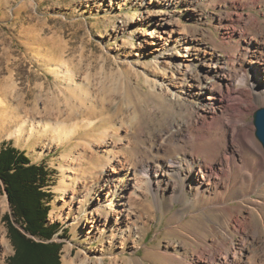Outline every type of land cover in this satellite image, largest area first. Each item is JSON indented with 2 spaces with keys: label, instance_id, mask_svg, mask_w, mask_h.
Masks as SVG:
<instances>
[{
  "label": "rangeland",
  "instance_id": "obj_1",
  "mask_svg": "<svg viewBox=\"0 0 264 264\" xmlns=\"http://www.w3.org/2000/svg\"><path fill=\"white\" fill-rule=\"evenodd\" d=\"M212 1L0 0V150L11 142L52 173L49 220L67 235L55 237L64 242L62 264L65 250L77 262L89 255L86 264H227L216 258L230 245L225 231L238 244L264 226V183L240 198L209 191L200 199L146 172L176 153L178 127L203 123L200 79L234 69V49L247 43L245 24L254 14L264 19L256 0ZM183 55L186 65L177 62ZM254 65L261 64L246 69L264 92V74ZM246 96L220 97L224 111L225 104L244 106L238 124L249 122L264 150L253 120L264 106ZM124 167H136L145 182L118 197L116 184L130 177ZM112 168L119 180L108 186ZM129 196L139 204L132 213ZM11 211L0 194V231L8 241L0 264L15 252L4 221ZM117 229L124 235L113 239Z\"/></svg>",
  "mask_w": 264,
  "mask_h": 264
},
{
  "label": "bare ground",
  "instance_id": "obj_2",
  "mask_svg": "<svg viewBox=\"0 0 264 264\" xmlns=\"http://www.w3.org/2000/svg\"><path fill=\"white\" fill-rule=\"evenodd\" d=\"M222 1L228 0H221V2ZM216 2V0L215 2L212 1V4ZM256 2L257 3L254 4L255 6H264V0H256ZM251 3V0H248L245 4L250 6ZM250 18V23L248 22L245 26L243 25L248 35L245 39L247 42L246 46L235 48L236 50L234 49L235 52H233L234 54L232 55V61L238 60V65H235L236 61L234 63V69H232L233 71L230 70L231 68L229 71L223 70L218 74V79H212L209 77L210 74L200 79V84H198L200 87L202 86L199 94L202 96L201 99L204 104V111L202 112L204 121L201 124L199 120H196L194 124H192V127L186 128L185 126H180L177 128L176 135L178 137L176 136L177 138L174 139L176 153L169 158L159 159L157 162L148 165L152 169L150 170L148 168L146 172H154L152 181H156L157 183L164 182L167 186L173 187L174 190L172 191H176L177 189L184 190L188 187L190 191H192L191 197L200 199L204 198L206 192L209 191L211 193L215 192L214 194H219L220 192L234 194L236 198H240L245 195L247 187L249 189L259 182L264 183V150L259 141L255 138L254 132H252L253 128L251 124H249V122L246 124H238L241 117L245 115L246 109L242 104H238L237 107L234 106V104L233 106L225 104L224 111V101L220 97L223 94L227 96L238 95V97H235V101L237 99L241 102H245V98H247L246 95H250L252 102H254V107L259 105L264 106V92L259 89L257 80L252 77L249 69H246V63H258L263 65V67L261 65H254L255 71L258 74H264V19L255 14L250 16ZM171 32H175V29H171ZM183 57L182 61L177 62L186 65L185 61H189L190 59H188L186 55H183ZM211 70L213 69H210L208 72L210 73ZM211 76L213 77L214 75ZM247 90L249 92H247ZM217 114H223L219 120L220 122H217L218 119H212L218 116ZM210 118L211 120H208ZM207 121L208 123L206 124ZM185 129L187 131L186 134L183 132ZM22 131L21 127L16 133ZM188 143L194 144L195 147L189 148L187 146ZM239 152L241 153V159L238 156ZM199 156H203L204 161L199 163ZM115 169L112 168L114 172L113 175L109 177L106 176L107 179L105 180L108 186H112L115 181L119 180L115 172L118 174H120V172ZM124 169L127 170L126 175L130 177H128L126 182L123 183L121 179L120 182L116 184L114 195L118 194V197H124L122 190L130 188V186H133L132 193H136V190L140 191V187H142L145 182V179L141 177V172H137L138 169H136V167H124ZM130 169H133L134 178L130 175ZM132 180L135 182H130ZM222 182H224L223 185ZM61 189L64 192L66 191L64 188ZM118 190H120L119 193ZM176 197L179 198L181 196L178 194ZM176 197H174V199ZM136 201L134 198H130L127 202V206H125V202L119 204L129 209L132 208V210L130 209V213H132L134 207H136ZM221 201V199L218 200V202ZM227 207L228 209L231 208V206L228 205ZM100 214L105 215V212L102 211ZM133 214L135 215L136 213ZM88 222H92V220L88 219ZM136 224L137 222L134 221L133 227ZM121 226L122 225H120V227ZM130 228H128L127 231H133V228ZM123 231L124 230L119 229L117 232H112L113 239L116 237L122 238V235H124ZM225 233L227 234L225 239L230 245L227 246L225 256H223L224 253H222V249H219L216 253V258H222L221 260H224L227 264H243L247 261V255L251 253L250 264H264V226L259 227L252 237L251 242H246L244 240L238 244L234 243L232 240L233 235H231L228 230H226ZM0 243L4 246L3 249L0 246V258H5L8 252V241L6 239V233L3 230L0 231ZM79 257L80 260L77 262L78 258L75 260L71 257V251L65 250L63 262L64 264H86L88 260H91L89 255H85L83 258H81V255ZM98 264H104L103 258L100 259Z\"/></svg>",
  "mask_w": 264,
  "mask_h": 264
},
{
  "label": "trees",
  "instance_id": "obj_3",
  "mask_svg": "<svg viewBox=\"0 0 264 264\" xmlns=\"http://www.w3.org/2000/svg\"><path fill=\"white\" fill-rule=\"evenodd\" d=\"M51 174L11 142L0 150V194L8 193L12 208L4 216L15 248L9 264H62L64 242L55 237L67 235L59 234L60 222L49 220Z\"/></svg>",
  "mask_w": 264,
  "mask_h": 264
},
{
  "label": "water",
  "instance_id": "obj_4",
  "mask_svg": "<svg viewBox=\"0 0 264 264\" xmlns=\"http://www.w3.org/2000/svg\"><path fill=\"white\" fill-rule=\"evenodd\" d=\"M253 120L256 126V135L264 146V107L255 111Z\"/></svg>",
  "mask_w": 264,
  "mask_h": 264
},
{
  "label": "crops",
  "instance_id": "obj_5",
  "mask_svg": "<svg viewBox=\"0 0 264 264\" xmlns=\"http://www.w3.org/2000/svg\"><path fill=\"white\" fill-rule=\"evenodd\" d=\"M4 193H6V195H7V197H8V193L7 192H4ZM3 193V194H4ZM8 201H9V197H8ZM9 203H10V201H9ZM10 206H11V204H10ZM12 209V208H11ZM12 212V211H11Z\"/></svg>",
  "mask_w": 264,
  "mask_h": 264
}]
</instances>
